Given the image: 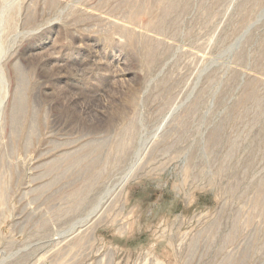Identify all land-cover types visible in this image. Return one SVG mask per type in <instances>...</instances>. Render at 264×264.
Wrapping results in <instances>:
<instances>
[{
  "label": "rangeland",
  "instance_id": "1",
  "mask_svg": "<svg viewBox=\"0 0 264 264\" xmlns=\"http://www.w3.org/2000/svg\"><path fill=\"white\" fill-rule=\"evenodd\" d=\"M0 264H264V0H0Z\"/></svg>",
  "mask_w": 264,
  "mask_h": 264
},
{
  "label": "bare ground",
  "instance_id": "2",
  "mask_svg": "<svg viewBox=\"0 0 264 264\" xmlns=\"http://www.w3.org/2000/svg\"><path fill=\"white\" fill-rule=\"evenodd\" d=\"M128 176V175H127ZM131 176V175H130ZM126 178V177H125ZM97 208V207H96ZM78 224V223H77Z\"/></svg>",
  "mask_w": 264,
  "mask_h": 264
}]
</instances>
